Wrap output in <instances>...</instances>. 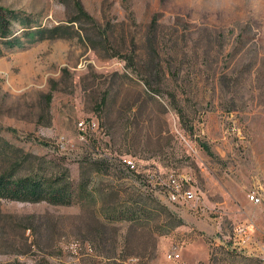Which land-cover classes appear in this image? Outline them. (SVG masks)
Returning <instances> with one entry per match:
<instances>
[{"label": "rangeland", "instance_id": "1", "mask_svg": "<svg viewBox=\"0 0 264 264\" xmlns=\"http://www.w3.org/2000/svg\"><path fill=\"white\" fill-rule=\"evenodd\" d=\"M0 9L16 14L23 43L29 32L49 37L14 48L0 39V174L89 181L72 206L0 200V264H264V0H0ZM155 45L154 94L142 79ZM133 50L137 73L127 68ZM80 121L97 129L83 135ZM179 175L199 204L168 199L164 183ZM131 199L154 200L182 225L169 229L161 214L141 228L115 220ZM238 226L249 227L246 250L233 247Z\"/></svg>", "mask_w": 264, "mask_h": 264}, {"label": "trees", "instance_id": "2", "mask_svg": "<svg viewBox=\"0 0 264 264\" xmlns=\"http://www.w3.org/2000/svg\"><path fill=\"white\" fill-rule=\"evenodd\" d=\"M10 16V17H9ZM11 21L17 22L16 14H9L0 9V39L6 41L8 48H14L17 46H24V44L41 42L49 37H45L44 31L25 33L24 41L19 39V36L13 32V25ZM77 22V21H76ZM156 24L155 20H152V27ZM29 45V44H28ZM119 56V53H117ZM132 58L130 59L132 65H127V68L132 69L134 73L139 72L143 66L142 60L137 63H133L134 59H137L135 51H131ZM154 57L147 63L149 65L148 76L142 79L144 86L148 91L154 93L158 91L162 69L158 61V49L157 45L153 48ZM115 56V55H114ZM124 60V57H120ZM137 68V69H136ZM155 94V93H154ZM89 181L84 173L80 175L78 182H73L67 173L62 174H46L35 172L30 175L18 177L13 171H9L4 174H0V200H7L20 203H47L53 206H72L74 204L81 203L88 198L87 189ZM129 207L121 208L116 214L117 221L129 222L138 227H146L150 222L156 220L161 214L165 216L170 222L168 223L169 229L182 225L180 220H176L174 214L165 208L161 211H156V208L152 209L150 206L155 201L152 200L146 203H140L132 201ZM156 206V205H155ZM156 211V212H154ZM161 212V213H160ZM122 214V215H120Z\"/></svg>", "mask_w": 264, "mask_h": 264}, {"label": "built area", "instance_id": "3", "mask_svg": "<svg viewBox=\"0 0 264 264\" xmlns=\"http://www.w3.org/2000/svg\"><path fill=\"white\" fill-rule=\"evenodd\" d=\"M78 130L86 135L89 131H95L97 129V124L91 122L86 124L84 121L77 123ZM122 166L127 169L134 171L135 163L129 158L121 159ZM191 178L188 175L170 176L164 183L167 189L168 199L175 204L184 205H196L199 204L200 197L191 185ZM249 200L254 204H260V199L254 194L249 196ZM250 230L248 226H238L235 227L233 231V247L238 250H246L247 245L250 242ZM257 256L264 261V246L257 249ZM248 255L256 256L251 251H247ZM169 261L179 260V255L175 252H170L167 255Z\"/></svg>", "mask_w": 264, "mask_h": 264}]
</instances>
